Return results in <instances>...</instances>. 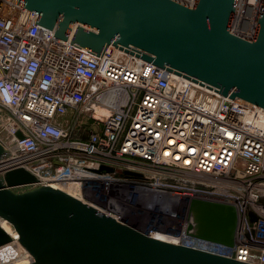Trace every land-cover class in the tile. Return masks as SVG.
Wrapping results in <instances>:
<instances>
[{"label": "built area", "instance_id": "2783aa9c", "mask_svg": "<svg viewBox=\"0 0 264 264\" xmlns=\"http://www.w3.org/2000/svg\"><path fill=\"white\" fill-rule=\"evenodd\" d=\"M263 1L238 0L233 34L254 38ZM29 13L0 0V173L26 168L33 186L66 187L153 238L264 264V108L114 45L98 56L72 45L77 26L59 39L38 13L24 25ZM194 199L236 207L233 246L189 234ZM13 238L0 264L32 262Z\"/></svg>", "mask_w": 264, "mask_h": 264}, {"label": "water", "instance_id": "95a60500", "mask_svg": "<svg viewBox=\"0 0 264 264\" xmlns=\"http://www.w3.org/2000/svg\"><path fill=\"white\" fill-rule=\"evenodd\" d=\"M39 14L38 25L98 54L116 46L225 97L264 108V1L252 40L231 32L238 0H9ZM5 150L0 143V159ZM102 171H112L103 168ZM135 175L125 172L122 175ZM23 167L0 173V218L33 257L29 264H246L149 236L53 186ZM188 232L233 246L235 206L194 199ZM13 236L0 224V248Z\"/></svg>", "mask_w": 264, "mask_h": 264}, {"label": "bare ground", "instance_id": "6f19581e", "mask_svg": "<svg viewBox=\"0 0 264 264\" xmlns=\"http://www.w3.org/2000/svg\"><path fill=\"white\" fill-rule=\"evenodd\" d=\"M101 114V115H107L108 112L106 110H97V115ZM58 188H61L63 190H65L66 192H68L69 194H72V192H70L66 187L63 186H57ZM0 224L15 238H18V234L17 232H15L13 226L11 224H9L7 221L3 220L0 218Z\"/></svg>", "mask_w": 264, "mask_h": 264}, {"label": "rangeland", "instance_id": "374dc122", "mask_svg": "<svg viewBox=\"0 0 264 264\" xmlns=\"http://www.w3.org/2000/svg\"><path fill=\"white\" fill-rule=\"evenodd\" d=\"M101 126L103 127L104 125H101ZM36 188H38V187H36V186H24V187H19V188L14 189V192H16V193H25V192L34 190Z\"/></svg>", "mask_w": 264, "mask_h": 264}]
</instances>
